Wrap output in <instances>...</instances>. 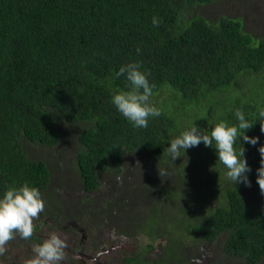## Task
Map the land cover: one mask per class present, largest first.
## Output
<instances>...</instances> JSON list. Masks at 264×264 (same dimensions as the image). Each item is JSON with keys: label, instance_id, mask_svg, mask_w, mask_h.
I'll return each instance as SVG.
<instances>
[{"label": "trees", "instance_id": "1", "mask_svg": "<svg viewBox=\"0 0 264 264\" xmlns=\"http://www.w3.org/2000/svg\"><path fill=\"white\" fill-rule=\"evenodd\" d=\"M261 1L0 0V198L24 183L43 196L54 177L75 171L91 203L88 194L112 173L124 186L104 182L103 208L113 217L119 209L128 213L116 230L163 247L152 259L148 252L133 259L194 264L207 242L205 253L214 251L205 264H264V194L257 183L264 20L243 15ZM136 61L154 84L150 103L160 111L146 128L134 127L111 103L130 87L116 72ZM237 109L253 124L246 134L259 138L255 146L236 143L252 169L251 187L224 179L214 147L201 143L174 161L164 153L193 124L207 133L219 122L237 124ZM33 146L57 156L34 155ZM133 154L139 161L127 165ZM59 158L61 171L54 165ZM55 192L53 214L65 215L67 204ZM142 206L144 216L137 213Z\"/></svg>", "mask_w": 264, "mask_h": 264}, {"label": "clouds", "instance_id": "2", "mask_svg": "<svg viewBox=\"0 0 264 264\" xmlns=\"http://www.w3.org/2000/svg\"><path fill=\"white\" fill-rule=\"evenodd\" d=\"M152 23L158 27L161 21L153 17ZM137 54L141 49L137 47ZM139 61L128 63L120 67L116 77L125 76L129 83V90L118 91L111 97V103L118 112L134 127L146 128L150 117H159L160 111L150 103L154 84L148 79V74L142 71ZM238 123L229 125L226 122L215 124L210 133L203 132L193 124L189 129L182 131L178 136L170 139L169 146L164 149L167 157L174 161L185 155L189 148L203 143L206 147H214L218 153V161L226 169L224 179L234 185L243 183L251 187L248 174L252 171L245 156L243 143L239 150L237 140L255 146L258 137H249L246 133L253 124L250 123L244 112L237 109L234 113ZM261 117V131L264 132V108L259 109ZM261 161L257 169V183L261 194H264V145L258 149ZM159 168V175L164 178L166 170ZM220 179V176H219ZM45 209V200L38 187L24 183L11 186L0 198V256L7 251V244L14 240L17 234L24 240H30L36 230L34 221L38 220ZM68 243L57 233L50 234L42 243L33 247L34 255L25 260L24 264H62L65 259ZM207 256L193 257L194 264H205Z\"/></svg>", "mask_w": 264, "mask_h": 264}, {"label": "flooded vegetation", "instance_id": "3", "mask_svg": "<svg viewBox=\"0 0 264 264\" xmlns=\"http://www.w3.org/2000/svg\"><path fill=\"white\" fill-rule=\"evenodd\" d=\"M50 188V193L43 194L45 209L40 214L39 219L34 221L37 226L34 236L30 240H24L17 234L15 240L21 246L17 250L11 249V257L0 264H24L25 260L34 255L33 247L36 244L42 243L52 233H57L68 243V247L65 249V259L62 264H142L145 256L140 258V260L133 259V257L141 253L146 254V252L133 250L137 246L132 243H129L130 247H128L126 242L122 240L127 241L131 237H122L119 230L109 231L107 229L108 231L103 236L100 234L101 229L97 228L92 221L93 224L85 221L79 222L78 219L73 221L67 220L65 215L73 211L72 209L69 211L65 208V215L59 214L58 210H56V214H53L52 184ZM65 205L63 204V206ZM89 230L91 232L88 233ZM204 243L206 245L201 243L200 255L207 256L205 263H209V251L205 253L208 248H204V246H209V244L207 242ZM2 256V258H6L8 254L5 252ZM191 257L188 255L187 259L191 260ZM197 258H200V256Z\"/></svg>", "mask_w": 264, "mask_h": 264}, {"label": "rangeland", "instance_id": "4", "mask_svg": "<svg viewBox=\"0 0 264 264\" xmlns=\"http://www.w3.org/2000/svg\"><path fill=\"white\" fill-rule=\"evenodd\" d=\"M257 5L255 3L250 8L249 10L250 14L244 13L243 15H246V16L250 15V18H255V23H260L264 20V0H262L261 2H258ZM32 153L34 155H41V157L48 159L49 161L55 159L57 156V153L56 152L54 153L52 149L39 150V147L37 146H33ZM130 158L132 160L128 162L127 165L137 163L140 159L138 155H135V154L130 155ZM61 159L62 158L57 159L54 163V165L56 166V169H58L59 171H61L63 167V162L65 163V160L62 163H60V161H62ZM64 177L65 179L61 181H60V175L57 177H54L55 179L54 185H53V182H52V185H53V190L55 189L57 191L55 193H56V196L58 195V203L61 204L62 206L63 204H67L66 208L69 211H71V209L73 210L69 212V214L67 213V215H65L67 220L73 221V220L78 219L79 222H83V221L90 222V223L93 222L97 228L101 229L100 234H102L103 236L106 234V231H108L107 229H109V231H112V230H116L119 227V225L123 222L122 219H125L126 217L125 214H128L127 211H123L120 209L117 210L118 208H116L117 213L115 217H113L112 213H110L112 209L103 208L104 205L102 203V198L106 197V194H107V189H105L104 187V182L106 186H115L117 188H121L124 186V184L121 185L122 183L117 182L114 179V176L112 173H109V175L106 174L104 178H102L104 180L103 185L97 191L91 194H88V195H91V203L89 200L83 199V196L87 195V193L83 191V187H82L83 185L81 181L78 179L75 171L73 172L72 177H69L68 175L67 176L64 175ZM129 179L132 182H128V183H131V186H133L135 179H132V178H129ZM121 191L122 190H120L119 192ZM136 200L137 199H135V201ZM74 201H76L77 204H75ZM175 207L177 208L179 206L176 205ZM140 209L141 210H139V212L137 213L138 214L142 213V215L144 216L145 214L143 213L145 212V210L147 211L148 209L145 206H142ZM171 211L172 213H175L172 207H171ZM100 224H101V227H100ZM89 232H91V230H89L88 233ZM122 241L126 242L128 247H130L129 243L136 245L137 248L133 250H138V251L142 250L146 253L148 252L147 255L151 259L160 254L159 250H163V247L160 245L158 240L156 241L154 240L152 242V245H151L152 248L149 247L150 242L148 241L147 238L146 239L129 238L127 241L126 240H122ZM7 246L8 248H7L6 253L8 254V257L2 258L3 256H0V263H4L5 260L9 259L11 257V249L17 250L18 247L21 246V244H19L18 241L14 239L10 241L7 244ZM195 249H197L196 246H195ZM213 251L214 249H212V252ZM212 252L210 250L208 252V255L211 256Z\"/></svg>", "mask_w": 264, "mask_h": 264}]
</instances>
